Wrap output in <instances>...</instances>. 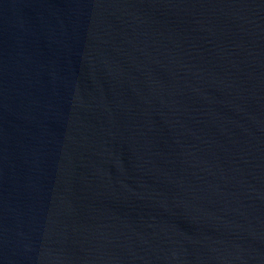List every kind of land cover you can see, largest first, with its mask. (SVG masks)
<instances>
[{
  "label": "water",
  "instance_id": "water-1",
  "mask_svg": "<svg viewBox=\"0 0 264 264\" xmlns=\"http://www.w3.org/2000/svg\"><path fill=\"white\" fill-rule=\"evenodd\" d=\"M0 264H264V0H0Z\"/></svg>",
  "mask_w": 264,
  "mask_h": 264
}]
</instances>
